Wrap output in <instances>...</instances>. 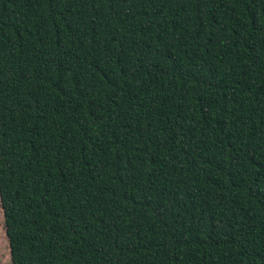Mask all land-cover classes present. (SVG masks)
Masks as SVG:
<instances>
[{
  "label": "trees",
  "instance_id": "trees-1",
  "mask_svg": "<svg viewBox=\"0 0 264 264\" xmlns=\"http://www.w3.org/2000/svg\"><path fill=\"white\" fill-rule=\"evenodd\" d=\"M12 264H264V0H0Z\"/></svg>",
  "mask_w": 264,
  "mask_h": 264
},
{
  "label": "rangeland",
  "instance_id": "rangeland-1",
  "mask_svg": "<svg viewBox=\"0 0 264 264\" xmlns=\"http://www.w3.org/2000/svg\"><path fill=\"white\" fill-rule=\"evenodd\" d=\"M0 264H12L1 205H0Z\"/></svg>",
  "mask_w": 264,
  "mask_h": 264
}]
</instances>
